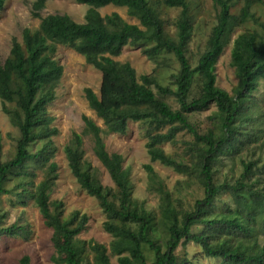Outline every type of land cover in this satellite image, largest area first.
<instances>
[{
    "label": "trees",
    "instance_id": "obj_1",
    "mask_svg": "<svg viewBox=\"0 0 264 264\" xmlns=\"http://www.w3.org/2000/svg\"><path fill=\"white\" fill-rule=\"evenodd\" d=\"M5 1L0 0V12ZM48 1L34 0L32 16L40 21L39 29H25L22 43L13 39L10 56L0 64L3 112L20 131L16 154L6 162L2 159L0 132V197L14 193L6 187L10 181L35 177L29 170V161L42 166L48 164L45 179L36 186L33 182L29 184L34 186L31 196L45 224L59 239L56 252L64 258L58 263L86 264L87 249L93 254L95 264H112L105 245L94 241L78 243L77 237L85 231L89 221L86 214L76 211L69 220H64L61 215L64 203H50L49 192L58 179V166L45 156L55 150L53 138L59 131L48 107L56 100L55 90L64 73V67L55 56L58 46H65L102 73L100 93L87 88L85 95L107 133L125 135L130 123L148 124L146 147L151 162H158L181 175H198L205 190L204 197L188 211H178L165 194L162 219L158 221L156 214L133 198L129 174L123 169V157L107 151L101 128L84 116L86 128L94 138V153L115 189L103 186L91 173L90 165L84 162L83 140L79 134H73L74 146H67L65 152L81 188L99 201L107 217L104 229L113 238L111 251L117 256L118 264H148L145 247L153 253L155 264H179L176 252L186 243L198 245L205 258L220 260L221 264H264V244L259 243V238L264 237V188L257 190L249 184L257 164L243 163V173L234 184L214 181V168L219 160L239 154L237 123L252 94L258 90L259 80L264 77V38L257 31H247L237 37L231 52V65L238 77L233 95L217 86L219 59L235 31L255 19L256 0H243L239 15L232 10L240 0H214L219 9L217 24L196 67H192L187 57V46L193 35L187 0H164L167 7L182 10L175 24L176 39L166 34L152 0H76L90 8L84 23L68 15L43 17ZM108 6L127 8L128 14L137 18L142 28L126 22L118 13L102 16L99 10ZM129 45L140 48L154 62L165 53L172 54L180 65L178 74L173 76L175 89L160 84L153 74L138 77L130 63L113 59ZM196 77L201 80V94L191 100ZM156 91L175 98L179 109L174 110L159 99ZM11 104L15 107H9ZM212 106L218 110L211 120L219 133L209 130L202 134L188 116ZM181 133L192 135L198 145L190 150L191 163L168 156L162 148L165 144L176 145ZM37 144L43 145L32 153L31 148ZM145 169L155 177L152 165H146ZM225 193L233 203H224L222 213L217 214L218 197ZM4 220L5 215H0V237L21 234L22 227H5ZM158 223L163 224L168 233L165 243L155 237ZM195 228L203 231L195 233ZM19 264H31V258L23 256Z\"/></svg>",
    "mask_w": 264,
    "mask_h": 264
},
{
    "label": "rangeland",
    "instance_id": "obj_2",
    "mask_svg": "<svg viewBox=\"0 0 264 264\" xmlns=\"http://www.w3.org/2000/svg\"><path fill=\"white\" fill-rule=\"evenodd\" d=\"M187 2L193 25V35L187 46V57L192 67H196L201 55L208 47L212 30L217 24L219 9L214 0H187ZM33 3L34 0L5 1L4 9L0 12V64H3L10 56L13 39L22 43L25 29L31 31L39 29L40 21L32 16ZM243 5V0H240L232 12L239 15ZM152 6L163 20L166 34L172 39H176L175 24L182 10L167 7L164 0H152ZM89 9L88 6L79 4L76 0H49L42 16L68 15L76 22L84 23ZM99 11L102 16L118 13L126 22L141 27L140 21L128 14L127 8L108 6ZM253 13L255 19L235 31L231 42L225 48L217 64V86L231 95L238 85L236 71L231 65L234 41L240 34L247 31H257L264 38V0L255 1ZM55 58L64 67V73L55 90L56 100L48 107L49 114L56 118L54 126L59 131L58 135L53 138L55 150L45 156L58 166V179L49 192L50 203H64L61 213L64 220H69L76 211L86 214L89 221L85 231L77 237L78 243L83 245L94 241L105 245L108 248L111 263L118 264L117 256L113 255L111 251L113 238L104 229L107 217L99 201L81 188L70 169L65 152L67 146H74L73 134H79L83 140L84 162L90 165L91 173L103 186L115 189L107 170L94 153V138L86 128L84 116L93 120L101 128L107 151L110 154H119L123 157V169L129 174L133 198L145 209L156 214L158 221L162 219L165 194L169 195L172 205L178 211H188L194 207L198 199L204 197L205 190L198 175H181L158 162H151L146 147L147 132L150 130L148 124L130 123L125 135L108 134L103 121L95 111L90 109L85 95L87 88L93 89L97 94L100 93L102 73L89 65L82 55L65 46H58ZM113 59L121 63H130L138 77L153 74L160 84L175 89L173 76L178 74L180 65L172 54L165 53L157 62H154L150 61L140 48L129 45L124 48L119 57ZM201 88V80L196 77L191 100L200 96ZM156 95L174 110L179 109L175 98L162 96L157 91ZM9 107L14 108L15 104H11ZM217 112V108L212 106L204 112L191 114L188 117L200 133L205 134L209 130L219 133V128L214 126V121L211 120V117ZM237 125L239 127V154L235 157L223 156L219 160L214 168V181L216 184L224 182L234 184L243 173V163L252 162L256 163L257 167L249 184L262 191L264 188V77L259 80L258 90L247 102V109L239 118ZM0 132L3 136L2 159L6 162L14 158L16 154L20 131L11 123L10 117L3 112L1 99ZM42 145H34L31 152H37ZM197 147L192 135L181 133L177 136L176 145L165 144L162 148L168 156L185 163H191L192 153L190 150ZM146 165H152L155 177L147 172ZM47 166L39 165L36 161H29V170L35 174V177L10 181L6 187L14 193L10 196L0 197V215H5L3 225L5 227L13 225L22 227L19 236L0 237V264H19L21 258L26 255L31 258V264H59L58 261L64 258L56 252L58 237L54 230L45 224L31 196L34 186L29 183L33 182L36 186L42 182L47 173ZM161 189H163L162 192ZM19 195L25 198L22 199ZM224 203H233L227 193L218 197L217 214L222 213ZM52 209H54L53 206ZM157 229L155 237L165 243L168 233L164 225L158 223ZM201 231H203L202 228L194 229L195 233ZM259 243L264 244V237L259 238ZM144 251L147 263L155 264L153 253L147 247L144 248ZM176 255L179 264H221L220 260L205 258L202 255L201 247L193 243L181 244ZM84 257L86 264H95L93 254L87 249Z\"/></svg>",
    "mask_w": 264,
    "mask_h": 264
}]
</instances>
